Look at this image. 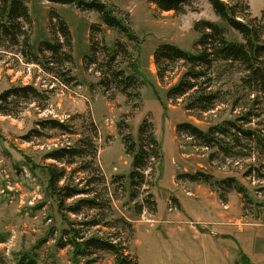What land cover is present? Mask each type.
I'll return each mask as SVG.
<instances>
[{"label":"rangeland","instance_id":"obj_1","mask_svg":"<svg viewBox=\"0 0 264 264\" xmlns=\"http://www.w3.org/2000/svg\"><path fill=\"white\" fill-rule=\"evenodd\" d=\"M243 1L252 17L264 8V0ZM103 2L130 29L135 41L107 28L94 11L31 0L32 62L18 46L0 43V93L32 85L47 97L21 104L14 115L0 114V264H19L24 254L33 257L35 264H116L111 252L95 251L77 258L71 245L58 248L69 230L76 231L77 239L94 236L120 243L124 254L137 264H242V256L250 264H264V178L256 171L264 174V155L244 145L241 153L235 149L236 153L226 156L177 133L183 123L205 132L248 110L252 97L241 86L237 66L215 85L223 97L212 111L189 113L184 109L185 98L166 99L167 90L184 72L182 64H174L173 72L160 82L152 59L161 44L195 52L199 35L194 23H220L219 19L205 0L192 3L183 14L161 12L146 0ZM56 17L64 20L71 35V47L66 50L71 63L39 51L44 41H61ZM228 38L239 40L234 33ZM112 53L116 58L109 64ZM107 65L138 77V101H129L112 89L103 94L97 70ZM62 68L73 82H62ZM59 91L62 96L57 95ZM253 112L260 117H252L244 128L264 133V104H254ZM48 119L64 122L74 134L45 129L34 137L37 123ZM144 121L160 158L150 160L153 165L145 171L144 184L134 189L128 178L132 156L126 153L123 138H129L138 150ZM88 136L96 149L93 159L76 158L69 165L46 159L52 150L81 145L80 140ZM49 166L66 171L59 187L76 186L85 193L58 206L47 188L44 169ZM198 174L210 176V184L188 181L187 176ZM229 178L243 187L245 195L212 183ZM93 197L100 208L70 209L79 200ZM147 198L155 204L152 213ZM95 220L98 226L83 225ZM125 223L131 225L132 238Z\"/></svg>","mask_w":264,"mask_h":264},{"label":"trees","instance_id":"obj_2","mask_svg":"<svg viewBox=\"0 0 264 264\" xmlns=\"http://www.w3.org/2000/svg\"><path fill=\"white\" fill-rule=\"evenodd\" d=\"M52 4L76 6L81 10H91L98 14L103 25L123 35L129 42L136 40L130 29L119 19L103 0H44ZM154 5L161 12H174L183 14L187 7L198 0H146ZM211 7L214 15L220 23L211 21H197L193 25V30L199 35L195 42V52L185 51L172 44H161L157 46L152 54L153 64L156 69V77L160 82L173 72V65L182 64L184 72L179 77L177 83L166 92V99L176 100L185 98L184 109L189 113H207L212 111L216 103L222 99L219 89H214L220 78L229 75L234 66L240 72V82L247 96L252 97L247 104L248 110L237 119L225 120L202 131L197 126L183 123L177 126V133L186 134L193 138L199 146L212 149L216 148L220 153L228 156L235 149L240 147L251 148L264 155V133L262 130L251 127L244 128L252 122V117L259 118L260 114L253 112L256 103L264 104V8L259 16L252 17L249 5L243 0H205ZM31 0H0V43H7L13 47L18 46L20 53L28 61L35 55L30 44V30L32 26L28 5ZM57 29L61 41L57 43L42 42L39 51L49 52L51 57L62 56L65 63H71V56L67 51L71 47V35L69 29L61 18L56 17ZM230 33L239 36V40L228 38ZM62 54H59L61 53ZM116 53L109 57L110 62H114ZM35 57V56H34ZM90 59V63L92 58ZM61 59H58L60 65ZM34 63V62H33ZM133 66V65H132ZM62 82L69 84L74 81L69 77L67 71L62 68ZM100 80L98 85L102 88L103 94L108 95L112 89L124 96L127 100L139 99V79L136 75H125L122 70H114L110 65L106 69L98 68ZM64 76L67 78L64 80ZM46 101L47 97L32 85L14 86L0 93V114L4 116L14 115L19 111L21 104L34 101ZM236 102V100H234ZM39 128L32 130L34 137L42 135L41 130L52 129L72 135V128L54 119L38 122ZM144 121L139 128V138L141 143L139 149L135 150V145L129 138L124 137L123 143L126 153L132 156V169L128 176L130 187L140 188L145 181V171L152 169L150 160L156 161L160 158L156 140L153 138L149 127ZM93 135H96L93 130ZM88 136L80 140V144L74 147H66L52 150L46 154V159L55 162L73 163L76 158L89 156L93 159L96 154L94 141ZM246 141L247 144H242ZM253 145V147L249 146ZM88 148V150H86ZM236 151V150H235ZM237 152V153H239ZM150 162V163H149ZM259 177L264 178V174L257 168ZM47 177V188L61 207L65 199L73 198L84 194L85 190L76 186L59 187L58 183L64 179L66 171L64 168L49 166L44 169ZM189 182L210 184L211 177L205 174L187 176ZM213 184L224 189L233 188L237 193L245 195V190L238 185L234 179H224ZM223 185V186H222ZM150 197V196H149ZM149 211L154 212V202L146 199ZM81 207L100 208V202L95 198H84L79 200L70 209L78 211ZM141 210V208H140ZM99 221L84 222L83 225L98 226ZM126 224V223H125ZM132 238L133 230L130 224H126ZM73 231V234H72ZM67 240L64 243H57V247L62 249L67 245L73 247V254L77 258H86L94 254L95 251L111 252L115 256L116 264H137V260L124 254L125 248L120 243L110 242L101 237L76 238V231H66ZM19 264H35V259L26 254L20 257ZM242 264H250L245 256H242Z\"/></svg>","mask_w":264,"mask_h":264},{"label":"built area","instance_id":"obj_3","mask_svg":"<svg viewBox=\"0 0 264 264\" xmlns=\"http://www.w3.org/2000/svg\"><path fill=\"white\" fill-rule=\"evenodd\" d=\"M57 95H58V96H62L63 93H62L61 91H59Z\"/></svg>","mask_w":264,"mask_h":264}]
</instances>
